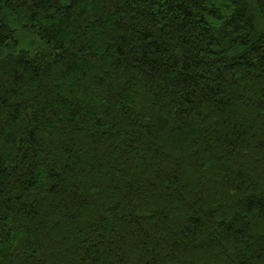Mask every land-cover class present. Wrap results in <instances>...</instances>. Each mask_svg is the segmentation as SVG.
<instances>
[{"label":"trees","instance_id":"16d2710c","mask_svg":"<svg viewBox=\"0 0 264 264\" xmlns=\"http://www.w3.org/2000/svg\"><path fill=\"white\" fill-rule=\"evenodd\" d=\"M0 264H264V0H0Z\"/></svg>","mask_w":264,"mask_h":264}]
</instances>
